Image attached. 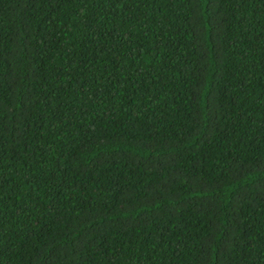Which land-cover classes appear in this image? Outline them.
<instances>
[{
	"label": "trees",
	"instance_id": "16d2710c",
	"mask_svg": "<svg viewBox=\"0 0 264 264\" xmlns=\"http://www.w3.org/2000/svg\"><path fill=\"white\" fill-rule=\"evenodd\" d=\"M0 264H264V0H0Z\"/></svg>",
	"mask_w": 264,
	"mask_h": 264
}]
</instances>
